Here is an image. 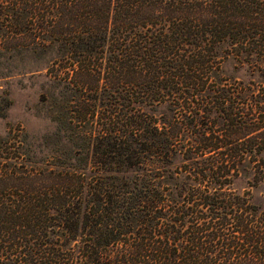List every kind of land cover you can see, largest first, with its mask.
I'll return each mask as SVG.
<instances>
[{
  "label": "trees",
  "instance_id": "obj_1",
  "mask_svg": "<svg viewBox=\"0 0 264 264\" xmlns=\"http://www.w3.org/2000/svg\"><path fill=\"white\" fill-rule=\"evenodd\" d=\"M4 19L57 46L69 134L46 158L0 137V264H264V210L233 187L264 151V0H8ZM233 54L253 82L220 77Z\"/></svg>",
  "mask_w": 264,
  "mask_h": 264
},
{
  "label": "rangeland",
  "instance_id": "obj_2",
  "mask_svg": "<svg viewBox=\"0 0 264 264\" xmlns=\"http://www.w3.org/2000/svg\"><path fill=\"white\" fill-rule=\"evenodd\" d=\"M0 3L6 4L8 0H0ZM3 21L0 27V137L6 135L10 125L19 126L34 155L46 158L51 152L47 146H53L55 140L69 134L68 129L64 128L68 124L66 118L62 117L59 122L56 120L57 110L64 105L61 94L65 90L47 71L50 63L58 60V49L56 45L44 48V45L36 44L43 34L39 30L28 33L24 29V33L12 38L8 21ZM252 58L249 55L244 61L241 56L229 55L221 64L223 72L220 77L243 84L253 82L257 69L249 63ZM70 96L67 90L64 97L69 99ZM69 101L67 105L73 109ZM74 123L79 127L84 126V121L80 124L75 120L70 121V124ZM59 128L61 131H58ZM80 143L77 141V144ZM259 157V163L246 161L240 167L233 187L237 192L249 190L251 201L264 210V151ZM173 162V166L179 167L181 156L176 155Z\"/></svg>",
  "mask_w": 264,
  "mask_h": 264
}]
</instances>
